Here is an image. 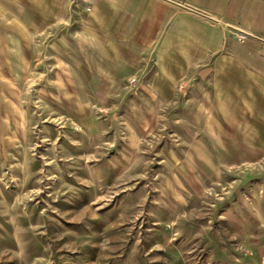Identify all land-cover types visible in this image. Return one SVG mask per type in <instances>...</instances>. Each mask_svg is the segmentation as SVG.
Returning <instances> with one entry per match:
<instances>
[{
    "label": "rangeland",
    "instance_id": "rangeland-1",
    "mask_svg": "<svg viewBox=\"0 0 264 264\" xmlns=\"http://www.w3.org/2000/svg\"><path fill=\"white\" fill-rule=\"evenodd\" d=\"M76 48L48 36L26 70L0 62V264H264L244 127L218 137L195 109L151 125L127 83L77 77Z\"/></svg>",
    "mask_w": 264,
    "mask_h": 264
},
{
    "label": "crops",
    "instance_id": "crops-1",
    "mask_svg": "<svg viewBox=\"0 0 264 264\" xmlns=\"http://www.w3.org/2000/svg\"><path fill=\"white\" fill-rule=\"evenodd\" d=\"M0 16V62L22 72L64 34L77 77L105 93L127 83L147 97L149 124L206 111L213 134L244 127L264 152V0H0Z\"/></svg>",
    "mask_w": 264,
    "mask_h": 264
},
{
    "label": "built area",
    "instance_id": "built-area-1",
    "mask_svg": "<svg viewBox=\"0 0 264 264\" xmlns=\"http://www.w3.org/2000/svg\"><path fill=\"white\" fill-rule=\"evenodd\" d=\"M247 35H248L247 33L243 32V33H241V34L239 35V39H240V40H243V39H245V38L247 37ZM136 81H137L136 77L133 76V77L130 79V85L134 86Z\"/></svg>",
    "mask_w": 264,
    "mask_h": 264
}]
</instances>
